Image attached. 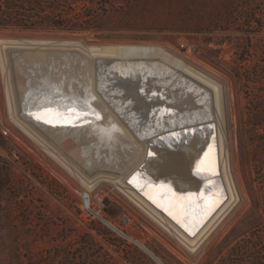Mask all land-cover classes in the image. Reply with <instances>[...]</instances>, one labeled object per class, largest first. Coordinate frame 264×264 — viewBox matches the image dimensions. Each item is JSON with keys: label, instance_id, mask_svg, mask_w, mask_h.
Here are the masks:
<instances>
[{"label": "rangeland", "instance_id": "rangeland-1", "mask_svg": "<svg viewBox=\"0 0 264 264\" xmlns=\"http://www.w3.org/2000/svg\"><path fill=\"white\" fill-rule=\"evenodd\" d=\"M22 1L0 0V23L10 21L0 26V39L160 45L217 79L232 109L228 130L241 200L191 250L117 188H90L12 118L7 88L18 78L19 60L0 52V264H264V0H62L56 9ZM18 7L42 25H12L27 15ZM21 64L26 78L47 72V64ZM36 80L20 83L21 111L47 86L44 79L34 86ZM139 81L130 96L147 91L132 93ZM37 121L28 120L36 129L46 123Z\"/></svg>", "mask_w": 264, "mask_h": 264}, {"label": "bare ground", "instance_id": "bare-ground-1", "mask_svg": "<svg viewBox=\"0 0 264 264\" xmlns=\"http://www.w3.org/2000/svg\"><path fill=\"white\" fill-rule=\"evenodd\" d=\"M0 52L19 60L7 88L12 118L90 188H117L191 250L237 207L228 92L204 70L160 45L2 38ZM21 62L47 72L26 78ZM35 77L47 86L21 111L20 83ZM135 77L144 83L132 93L148 86L137 93L146 107L129 94ZM30 119L46 123L36 129Z\"/></svg>", "mask_w": 264, "mask_h": 264}, {"label": "trees", "instance_id": "trees-1", "mask_svg": "<svg viewBox=\"0 0 264 264\" xmlns=\"http://www.w3.org/2000/svg\"><path fill=\"white\" fill-rule=\"evenodd\" d=\"M26 0L22 1L21 4H26ZM60 2H62V0H38L37 6H40V4L42 3L43 5H53V9H56V5L59 4ZM29 3V1L27 2ZM19 10L22 13H27V15H19V19L18 21H13L12 25L14 26H18L21 28H32L33 26H40L42 25L41 21H29L28 20V15L31 13L30 10L24 9L23 7H18V12ZM40 11V10H39ZM10 21H4L3 23H0V26H5L8 25ZM52 24H54V22H51ZM36 24V25H33ZM61 26V24L59 25Z\"/></svg>", "mask_w": 264, "mask_h": 264}, {"label": "snow or ice", "instance_id": "snow-or-ice-1", "mask_svg": "<svg viewBox=\"0 0 264 264\" xmlns=\"http://www.w3.org/2000/svg\"><path fill=\"white\" fill-rule=\"evenodd\" d=\"M39 118V117H38ZM99 118V117H98Z\"/></svg>", "mask_w": 264, "mask_h": 264}]
</instances>
